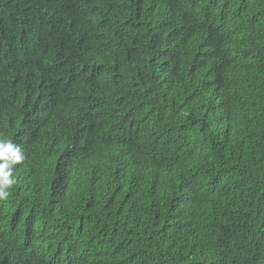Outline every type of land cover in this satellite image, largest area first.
I'll return each instance as SVG.
<instances>
[{
    "label": "trees",
    "instance_id": "obj_1",
    "mask_svg": "<svg viewBox=\"0 0 264 264\" xmlns=\"http://www.w3.org/2000/svg\"><path fill=\"white\" fill-rule=\"evenodd\" d=\"M0 264H264V0H0Z\"/></svg>",
    "mask_w": 264,
    "mask_h": 264
},
{
    "label": "clouds",
    "instance_id": "obj_2",
    "mask_svg": "<svg viewBox=\"0 0 264 264\" xmlns=\"http://www.w3.org/2000/svg\"><path fill=\"white\" fill-rule=\"evenodd\" d=\"M24 160L22 148L8 140L0 139V200L10 195V189L16 183L12 167Z\"/></svg>",
    "mask_w": 264,
    "mask_h": 264
}]
</instances>
